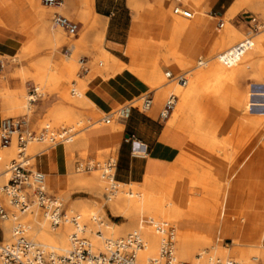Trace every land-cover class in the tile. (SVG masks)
Here are the masks:
<instances>
[{
  "label": "rangeland",
  "instance_id": "obj_1",
  "mask_svg": "<svg viewBox=\"0 0 264 264\" xmlns=\"http://www.w3.org/2000/svg\"><path fill=\"white\" fill-rule=\"evenodd\" d=\"M25 1L27 3H30L29 0H25ZM32 1H34L35 3L37 2L39 9H43L48 13H46L45 18L43 19L37 18V15L33 11L34 9L30 8L27 11V14L25 15L27 17L25 23L20 27L22 32L27 37L25 44L21 46V48L14 57L9 58V57L0 56V62L3 65L2 72L0 74V82H1L0 84L2 85V88H7L9 90H17L18 88L21 87L24 92L23 108L9 109L1 105L3 112L2 120L5 118L25 117L27 119L28 130L32 132H38L39 130L45 127L53 131H57L64 126L73 127L76 129H83L76 136L74 142L65 145L66 151L69 152L68 160L71 163H73L75 160L73 155L74 151L78 153V157L80 159L86 161V163H89L92 166H95L96 164H102L106 162L108 159L115 160L116 157L113 147L96 149L93 153H91L89 149L86 147V145L83 144V142L84 141L87 142L88 134L90 133V131L87 130L91 129L92 127H94L93 129L96 130L101 128H110L116 132L121 131L123 129V125L121 128L118 129H116L115 127H117L116 123L117 122L122 123L123 119H120L121 121H118L117 119L118 115L113 116L114 115L113 114L110 115V121L108 123H104L103 119L107 117L108 113L106 114L99 113L95 109V107H91L89 109L87 108L78 109L79 110L78 113L80 115L79 120H81L79 125H73L74 123L68 122L65 118H61V120L57 124L50 123L49 126L45 125L49 121L48 111L42 117L35 119L34 112L36 109V105L38 103L41 102L43 104H47L52 100H56L57 103L53 105H57V104H62L63 100H61L60 98L57 99L49 98L45 94V87L34 82L33 78H31L30 75H27L28 77L24 78V80L20 78L18 79L16 78L14 72L20 64L18 62L20 55L26 54L31 57H43V56L50 57V63H51L50 65L51 68H53V70L50 71L49 74L57 78L59 77L60 79L56 91H58V93L68 95V97L71 100H78L76 90L79 86V83H83L87 90V82H89L93 78L97 76L101 78H108L124 70H127L138 79L140 68H145L147 69V71H149L154 67L155 62H157L159 65V71L161 70L160 72L162 73L164 84L169 85L170 83H175V82H169L163 75V72H171L173 75L192 72V70L195 69L197 62L199 60L206 61L213 56L216 57L219 53L229 48L230 45L233 46L234 44L241 41L240 40L238 42H235L233 43V45L229 44L228 45L229 47L227 45L221 47L217 49L214 53L211 52L213 44L219 40L221 35L224 33V30L228 26L242 33L243 39L245 37L247 38L264 37V5L260 6L259 9H255L249 5H242L239 11L232 18H226L225 16L219 18L216 17L214 14H212V16L215 17L213 20L214 22L213 33L215 36H208V38L200 44L195 54L191 53L190 55L192 47L196 45V36H198L197 34L199 33V29L197 27L195 31H193L192 33L181 35L179 38L178 49L184 53L185 60L175 64L173 63L172 65L174 66L175 69L171 70L163 60L166 54L168 53V46L165 45L167 44L168 27L167 24L165 23L166 16L163 14V12L164 10H168V9L170 11L173 10V8L176 6L175 0H141L145 5L142 7L140 11L142 16L139 21L133 17V10L130 6L129 9L127 5V0H109L110 2L116 1L120 4H126L127 12L130 17V28L127 31V35L124 37L125 39L124 43L120 46H116L115 50L108 52L112 56L126 63L127 68L123 69L122 71H114L111 69H109V71H106L103 69V66L100 65L101 56L98 48V41L95 37V30H94L95 21L91 10L92 0H90V2H88L87 0H81V4L83 5L84 8L80 10L74 8L72 3H70L68 0H62V4H61L62 6L66 2L67 9H60V10L59 8L51 9L50 7H46V6L42 7L41 0H32ZM156 1L158 4L157 6H156ZM199 4L200 5L197 6L196 10L194 11L189 9L186 5H182V6L185 9L192 11L195 19L203 11L201 7L203 2ZM55 13H59L65 18L75 23L82 24V26L85 29V32L87 33L83 34V36L82 35L78 36V32H77L76 36L71 37L68 36L63 30L53 28L51 24V19ZM206 13L209 15L208 10H206ZM246 15H251V17L246 19L247 21H250V19L254 17L256 18V23L255 26L252 23H250V25H248V29L246 30V32H242L236 28V25H238L236 21L237 20L240 21L241 17H245ZM205 20L209 22V20L211 19L209 17H205ZM4 24L5 22L0 16V25H4ZM253 27L257 28L256 33L252 32ZM47 30L50 31L51 33L56 32V34L59 35L57 37L61 38L63 40V43L60 46H57L54 40L52 41L44 40L45 39L44 36H47L46 34ZM89 32L93 34V38L90 41L86 40L85 37L86 34H88ZM132 34H134V36H132ZM131 37H133L134 39L133 40L134 44L132 45L129 42ZM135 42L137 44H135ZM101 45L103 48V43ZM161 45H163V47H161ZM67 50L69 51L68 53ZM169 52L171 54L176 53L171 44L169 46ZM243 65H245V61L240 62L237 65L238 67L237 69H240L241 67H243ZM9 66H13V71L11 73H8ZM65 67L71 68L72 75H68V73L65 71ZM101 75H104V77H102ZM9 78L13 79L16 82L15 86L13 87L8 86ZM186 79L188 80V77H186ZM142 82L146 84V80ZM254 85H257L259 87H253ZM32 88H35L37 90L36 98H38V101L36 102V104L30 107L28 104V97H29V92L31 91ZM148 88L149 91L147 93L150 92L153 95V92H151V88L149 86ZM225 89L227 90L228 94L232 96V98L230 99V103L232 105L238 99L239 100L241 99L243 101L261 99V97L264 95V63H262L261 66L253 72L251 71L245 74H239L236 81H234L231 84L225 85ZM170 92H173L175 95H177L173 89H168L165 99L167 98ZM222 96L223 94L220 93L214 96V98H208L205 95L203 96L200 94L197 98V105L200 108V112L202 113V115H204L206 122L217 120L223 116H226L227 122L234 120L238 126L234 128L230 133H228L227 131L228 129L217 130V127L215 128V126L208 125V129L203 130V128H201L200 133L204 137L212 136V135L215 136L216 141L218 143V147L214 149V153L216 156L222 157L224 154H225L224 156L231 155L233 157L238 156L239 158L244 156L245 158L244 157L242 158L243 159L242 166L244 165L243 167H246L244 169H248V176L244 178H238L237 175L238 173H233L231 176L228 177V180L227 178H225L227 181V182L225 181L224 183V186L226 184L225 186L226 193L225 196L222 195L220 196L218 193L207 194L202 187L194 183L195 180L192 175L187 177L183 175L185 177V178L183 177V179L186 185L184 190V195L187 196V198H191V199L196 198L197 200L198 199L203 200L202 202L205 203L204 205L208 203L207 204L208 206L206 205L207 211L205 209V206L201 208L202 210L201 209H198V211L193 210L194 214L192 210L190 211L189 209H187V212L189 213H188V217L185 219L186 223H182L181 221L180 222H167V221L157 222L156 220L150 221L148 220L147 216L144 215V216H136L133 226L129 230H127L128 228L127 219L120 217L119 214L115 212L109 211V209L106 207L105 204H103L102 207H100L99 204L102 202L101 197L96 195L89 186H86L78 182V179L85 178L86 180L90 178L95 172H97L98 174L97 177L101 184V191L104 192L105 183L100 178V172L98 168L85 172L83 169L85 165H82V169L80 171H76L75 168L71 166L66 176L65 185L57 189H54L48 183L47 181L48 177L46 176L48 194L54 197L55 199H57L62 204L63 210L70 217L79 213L76 210H74L72 213L68 212V208L70 204H82L85 207L88 217L93 214L94 217H97L96 219L98 221L95 219L93 220V222H90L89 220L88 221L82 220L83 222L81 223L80 220V224L82 226L83 224L86 226V227L84 226V228L86 229L84 231V236L87 238V240H89V242H92L91 238L93 237L92 233H90L88 230L89 224L92 225L91 227L92 231L93 232L98 231L97 234L101 235V237H104L105 239L107 238V239L115 240V239L124 238L127 234L131 233L132 231L138 230L137 229L138 223L140 220H143L144 225L148 224L149 226L153 227L156 231L157 229H159L156 227L158 225L163 226L162 228L163 230H165L168 227H171L174 231L175 236L178 231H187L189 233H195L196 231L202 232V229L206 227L213 228L214 235L211 237L210 244L202 245L201 247H199L197 251L193 252L192 258L177 261L180 264H194L196 262L195 260L196 258L199 259V262H202V260L205 259V255H210L212 258L214 257V258H220L222 260H227V258L230 259L228 255H230L234 251L249 252L252 249H258L259 247H264V155L260 156V152H259L261 146L262 147L264 146V138L261 137L258 144L253 146V144L249 142L248 133L250 131H245L242 128V125H244L246 122L251 121V119L257 120L264 118V108H253L251 111H248L246 107L247 104L244 103L242 110L239 112H235L234 109L232 110L231 108L228 107L227 108L224 107L221 109L218 106L217 101L221 99ZM164 101L161 107H159V112L164 104ZM201 103H203L204 105L201 106ZM134 104L135 106L138 105V103H134ZM154 105L155 104L153 98L152 106ZM124 106H129V105H124ZM124 106H120L116 108L111 113L120 110ZM202 107L208 108L207 110L209 111V113L205 114ZM168 120L169 119L164 121L166 128L171 132V139L175 132H177L178 135L182 134L184 137V143L180 150V153L182 149H184L185 147H188L189 149H193L194 145L191 142L189 143V138L185 136L183 133L172 129L168 124ZM189 121H191V119H189ZM237 129H240L241 131L242 130L245 131L246 137H245L244 146L240 144L241 141L243 142V140H241L243 136H241L239 133L234 135ZM262 136H264V130ZM13 141L15 143V140ZM53 149H54L53 147L48 148L45 143H37V144L34 143V144H29L27 149V154L32 158H38L40 155H46L49 151ZM246 149H248L249 151L251 150L250 153H248V155L245 153ZM255 149L258 150L256 153H255ZM253 155L255 156V159L252 158ZM11 159L8 160L0 159V171L4 169L5 163H10ZM31 159L29 161V164L32 166L34 165V168L36 169L37 163ZM177 168H179V166ZM93 170H97V171H93ZM173 170H175L174 163L170 165L166 174ZM201 171L202 169L199 166L195 168V172L200 174ZM165 177L166 175L162 177H157V178L152 177V178H154V180L156 181H160ZM117 187L118 189L116 191L122 189L119 186ZM133 187H136L139 193L142 192L141 194H143L144 191H146L152 195L156 193L158 196H162L161 193H158L154 189L145 190L144 180L141 184H129L124 189V191L127 193L129 191L132 192ZM155 189H157V187ZM234 199H236L235 202ZM214 201L217 202L216 205H213ZM218 204L219 205L221 204L222 206H219L220 207L219 208ZM215 208H219V211L218 209ZM204 209L206 212L203 211ZM220 209H221V214L219 216ZM12 211L13 213H15L13 209ZM208 211L211 212V215L217 216L218 219L214 220L212 216L209 215ZM245 211H251L249 215V220L243 219ZM190 212H191V216L194 215L193 218L190 216ZM227 218H229V220H227ZM225 219L227 220L228 226L231 229L246 230L250 228H256L258 229V233H251L249 237L243 239L242 238L238 239L237 235L233 233L231 234L222 233L215 235L216 232L214 231L215 228H219V226L222 224V221H224ZM230 220H232L231 224H230L231 222ZM103 224L114 225L116 229L121 230L123 232H121L116 236L108 237L103 232L104 229ZM47 227H49L48 224ZM70 229L72 228L71 225L69 224V230ZM139 232L141 233V231ZM158 234L160 235V232ZM26 235L29 239H31L35 243L42 244L40 243V241L36 240L35 238L32 239L30 237L31 235L29 236V233H27ZM160 239H161V235L159 236V240ZM231 239H235L237 243L235 245H231L229 241ZM55 250L60 253H63V251H60L61 250L60 248H56ZM176 251H177V239L175 238V256L177 257ZM198 256L200 257L198 258Z\"/></svg>",
  "mask_w": 264,
  "mask_h": 264
},
{
  "label": "bare ground",
  "instance_id": "obj_2",
  "mask_svg": "<svg viewBox=\"0 0 264 264\" xmlns=\"http://www.w3.org/2000/svg\"><path fill=\"white\" fill-rule=\"evenodd\" d=\"M29 1L30 3H28V5L30 6V8L34 9L33 11L37 15V18H45L46 13L48 12L44 11L43 9H39L37 2L35 3L32 0ZM87 1L90 2V0ZM180 2L182 5H186L192 11L196 10V7L200 5L199 3L203 2V4L201 5L203 11L195 19H194V15L191 19H185L180 16H175L173 14V10L171 11L169 9L164 10L163 14L166 16L165 23L167 24L168 27L167 44H165L168 46V53L166 54L163 60L171 70L175 69L174 66L172 65L173 63L175 64L185 60L184 53L178 49L180 36L183 34L192 33L198 27L199 33L197 34L198 36H196V45H194L191 49L190 52L191 55L193 50L201 44V40L205 36L206 28L208 26V22L205 20V17H209L205 9L207 0H181ZM129 5L133 10V17L139 21L142 16L140 11L145 4H143L141 0H129ZM157 5L158 4L156 1V6ZM242 5H249L255 9H259L260 6L264 5V0H234V3L226 12L225 17L232 18L239 11ZM50 8L52 9L53 7ZM57 8H59V10L67 9V3L65 2V4L62 5L61 7L59 6L53 9H57ZM46 32H47L46 33L47 36H44L45 38L44 40H49V41L54 40L57 46H60L63 43V40L57 37L59 35H57L56 32L51 33L48 30ZM97 36H99L98 48L101 56L100 65L103 66V69L106 71H109V69L114 71H122L123 69L127 68L126 63L112 56L102 48L101 44H102L103 34L101 32H98ZM251 39L253 43L251 50L247 52L240 60V62L245 61V65H243V67L237 69L238 68L237 65L240 62L231 67H225L218 61L217 56L216 57L213 56L206 61H202L201 64L202 67L196 65L195 69L192 70V72L186 73V77H188V80L186 79V84L184 86H180L177 83H170L169 85L164 84V79L162 73L160 72L161 70L159 71V65L157 62H155L154 67L149 71H147V69L145 68H140L138 80L140 81L146 80V85L149 86L151 88V92H153L155 106L161 107L167 95L168 89H173L176 92L177 101L175 103L174 109L172 110L170 116L168 117L169 119L168 124L175 131L181 132L185 136H187L189 138V143L190 142L193 143L194 148L189 149L188 147H185L184 149H182L181 153L174 162L175 170L167 173L164 179L160 181H156L151 176H146L144 178L145 190L154 189L158 193H161L162 196H158L156 193L152 195L146 191H144V193L141 194L142 192L139 193L136 187H133L132 192L129 191L127 193L124 191V189L128 185L120 184V183H116V185L122 188L121 190L115 191L113 195H105V193L101 191V184L98 180L97 172H95L90 178L86 180L85 178L78 179V182L86 186H89L96 195L101 197L102 202L99 204L100 207H102V205L105 204L106 207L109 209V211L115 212L119 214L120 217H123L128 220L127 230H129L133 226L136 216L145 215L147 216L148 220L150 221L156 220L157 222L181 221L182 223H186L185 219L188 217V213H189L187 212V209H189L190 211L192 210V212L193 210L198 211V209L203 208V206H205L206 209V205L208 203L204 205L205 203L202 202L203 200H199V199L197 200L196 198L194 199L187 198V196L184 195V190L186 185L183 179L184 177L183 175H185L186 177L192 175L195 180L194 183L202 187L207 194H209L210 192H214V193H218L220 196L221 195L225 196L226 193V188H225L226 184L225 186L223 184L226 181L225 178H227L228 180V177L231 176L233 173H238L237 174L238 178H244L248 176V169H244L246 167H243L244 165L242 166L243 163L242 158L244 156L240 158L238 156L233 157L231 155L218 157L214 153V149L218 147V143L216 141L215 136L212 135V136L204 137L203 135H201L200 129L204 127L206 119L204 115H202V113L200 112V108L197 105V98L200 94L203 96L205 95L208 98H214V96H216L217 94L222 93L223 94L222 98L217 101L218 102L217 104L221 109L224 107L226 108L228 107L231 108L232 110L234 109L235 112H239L242 110L244 103L247 104L246 107L248 111H251L253 108H264V95L259 100L254 99L251 101H245V100L243 101L241 99L240 100L238 99L232 105L230 103V99L232 98V96L228 94L227 90L225 89V85L231 84L234 81H236L239 74H245L251 71L253 72L257 70L262 63H264V37H256V38L252 37ZM240 40H243V34L228 26L224 30V33L221 35L219 40L213 44L211 52L214 53L217 49L224 47L226 45L228 46L229 44L233 45V43L238 42ZM129 42L131 45L134 44L133 39H130ZM135 44L137 43L135 42ZM170 44L173 46L176 53L171 54L169 52ZM161 47H163V45H161ZM231 47L232 46L230 45V47L227 48L226 50H229ZM18 62L20 64L14 72L17 79L20 78L24 80V78L28 77L27 75H30V77L33 78L34 82L45 87V94L49 98L52 99L60 98L61 100H63L62 104L52 105L48 109L49 121L45 125L49 126L50 123L57 124L61 120V118H65L68 122L74 123L73 125H79L81 120H79L80 115L78 113L79 111L78 109L81 108L89 109L91 107H94V105L86 97L87 90L83 83H79V86L76 90L78 100H71L68 97V95L58 93V91H56L60 79L59 77L57 78L49 74V72L53 70V68H51L50 65L51 64L50 57L48 56L31 57L29 55L24 54L19 56ZM65 71L68 73V75H72L71 68L65 67ZM164 74L165 72H163V75ZM101 76L104 77V75ZM23 94L24 92L21 87L18 88L17 90H9L7 88L1 87L0 88L1 105L9 109L23 108L24 106ZM116 115L117 114H114L113 116ZM117 119L118 121H121L118 116ZM189 119H191V121H189ZM226 119H227L226 116H223L217 120L208 122L209 123L208 125L215 126V128L217 127V130H222V129L224 130L225 127L228 125V127L226 128H229V133H230L238 125L234 120L227 122ZM122 123L117 122L116 123L117 127L115 128L116 129L121 128ZM25 125L28 129L26 118H25ZM93 128L94 127H92L91 129ZM242 128L245 131H250L248 133L249 142H251L253 146L258 144L261 137L264 138V136H262L264 130V118L257 120L251 119V121L246 122L244 125H242ZM250 151L246 149L245 153L248 155ZM259 152H260V156L264 155V146L263 147L261 146ZM44 157L45 155H40L38 158H32L31 160L37 163L42 161ZM15 158H16V145L14 141L11 142L10 146L6 148H0V159L3 160L11 159L10 161H12ZM252 158L255 159V156L253 155ZM8 165L9 163H5L4 169L0 171L2 172L0 174V205L9 214L8 220L0 221V227L3 230V235H2L3 244H9L14 241V236L11 230L13 226L11 217L15 213H13L12 211L13 208L10 207L7 198L3 195L1 191V187L7 182L9 178V175L6 172ZM178 166L179 168H177ZM198 166L202 169L200 174L195 172V168ZM93 171H97V170H93ZM156 187L157 189H155ZM214 202L213 205H216L217 202H215V204ZM219 206L222 205L218 204V207ZM219 208H215V209H218L219 211ZM205 209L203 211H205ZM38 210L39 209L36 208V206H33L29 214L25 216L24 215L20 216L21 221L27 224L28 226L27 233H29V236L31 235L30 237L32 239L35 238L36 240L40 241V243L42 244L39 245L43 247L50 248L53 250H55L56 248H60L61 249L60 251L63 252L68 251L69 235L71 233L70 231H72V229L69 230V224H70L69 219L71 217L68 216L67 213H65V221L62 222L60 226L54 231L51 230L50 227H47L48 223L46 222L43 215H41V213L39 214ZM74 210L79 212L76 214V216L80 218L81 223L83 221H88V220L90 222H93V220L97 218L94 217V214L88 217L85 207L82 204H70L68 208V212L72 213ZM209 211H208L209 215L212 216L214 220L218 219L217 216L211 215V212ZM220 214H221V209L219 212V216ZM190 216H191V212H190ZM193 216L191 217L193 218ZM83 226L85 225L83 224ZM103 226H104L103 232L108 237L116 236L121 232H123L121 230L116 229L114 225L103 224ZM91 227L92 225L89 224L88 230L93 235V237L91 238L92 242L90 243L95 251L101 252L103 251L105 241L112 239H107V238L105 239L104 237H101V235L97 234L98 231L93 232ZM137 229L141 231V236L145 242L144 249L139 251L137 254V260L139 264H145L149 259L157 257L159 244L161 241V239L159 240L160 235L158 234L159 233L158 230L160 229L156 231L153 227L149 226L148 224L144 225L143 220L139 221ZM203 229L202 232L196 231L195 233H189L187 231H178L176 236L174 234V249H175V238L177 239V251H176L177 261L192 258L193 252L197 251L199 247H201L202 245L210 244L211 237L214 235L213 228L206 227ZM214 231H216L215 235L222 233L231 234V229L228 226V222L226 219L222 221V224L219 226V228H215ZM229 241L231 245H235L237 243L235 239H231ZM228 257H230V259L229 258L227 259L231 260L233 264H264V247H259L258 249H252L249 252L234 251L230 255H228ZM195 260L199 261V259L197 258Z\"/></svg>",
  "mask_w": 264,
  "mask_h": 264
},
{
  "label": "crops",
  "instance_id": "obj_3",
  "mask_svg": "<svg viewBox=\"0 0 264 264\" xmlns=\"http://www.w3.org/2000/svg\"><path fill=\"white\" fill-rule=\"evenodd\" d=\"M68 1L72 3L74 8L79 10L84 8L81 0ZM233 3L234 0H207L206 10H208L211 20L208 22V28H206V33L201 43L208 36H215L213 33V20L215 17L212 14L219 18L225 16ZM127 5L128 7L130 6L129 0H127ZM29 9L30 6L25 0H0V16L5 22L4 25H0L1 57H14L21 46L25 44L27 37L20 27L25 23L27 19L25 15ZM91 10L95 21V37L98 41L99 36H96L97 33L101 32L103 34L102 43L104 50L111 52L115 50L116 46L122 45L125 40L124 37L130 28V17L126 4H120L116 1L110 2L109 0H92ZM249 17L251 15L241 17L240 21L237 20L238 25H236V28L242 32H246L248 25H250V22L246 20ZM77 24L79 25L78 36H83V34L87 33L82 24ZM85 37L86 40L90 41L93 38V34L89 32ZM130 39H133V37ZM199 46L193 50L192 54H195ZM12 71L13 66H9L8 73ZM1 72L2 69H0V74ZM15 85L16 82L9 78L8 86L13 87ZM1 87L2 85L0 84ZM253 87L259 86L254 85ZM148 91L149 88L144 82L138 80L127 70H124L108 78L97 76L87 82L86 97L99 113L110 114L120 106L130 105ZM37 101L38 98H36L35 102L29 104V106H33ZM55 103H57L56 100H52L47 104L38 103L34 112L35 119L45 115L48 109ZM202 105L204 104L201 103ZM202 109L205 114L209 113L208 108L202 107ZM2 115L0 100V122ZM208 124V122H205L203 130L208 129ZM122 125L123 129L117 132L110 128L89 129L87 130L90 131L87 142L84 141L83 144L86 145L91 153L96 149L105 147L114 148L116 157L114 179L117 183L126 185L141 184L146 176L155 178L165 176L170 165L179 156L184 143L183 135H178L175 132L171 139V132L166 128L165 121L159 118V107L155 105L146 112L130 108L123 119ZM226 127L225 129H228L229 133V128ZM237 133L243 136L241 139L243 142L241 141L240 144L244 146L245 131L237 129L234 135ZM130 136H133L134 139H129ZM53 148V150L45 155L42 161L37 162L36 169L44 173L48 177V183L54 189H57L65 185L66 176L71 166L76 170L77 166L86 165L87 163L78 157L76 151L73 152L75 160L71 163L68 160L69 152L66 151L65 145H58ZM257 151L255 149V153ZM210 193L213 194L214 192ZM250 213L251 211H245L243 219L249 220ZM230 221L231 224L232 220ZM231 233L236 234L238 239H243L249 237L251 233H258V229H231Z\"/></svg>",
  "mask_w": 264,
  "mask_h": 264
},
{
  "label": "built area",
  "instance_id": "obj_4",
  "mask_svg": "<svg viewBox=\"0 0 264 264\" xmlns=\"http://www.w3.org/2000/svg\"><path fill=\"white\" fill-rule=\"evenodd\" d=\"M41 3L43 6L55 8L61 6L62 0H41ZM173 14L185 19L193 17V12L185 9L179 0H176ZM249 22L255 26L256 18H251ZM51 24L53 28L63 30L71 37L76 36L79 29L77 23L59 13L52 16ZM252 32L256 33L257 28L253 27ZM252 46V39L245 38L229 50L219 53L217 59L223 66L231 67L239 63L243 56L251 50ZM201 64L202 61L197 62L198 66H201ZM2 68L3 65L0 62V69ZM164 76L169 82H175L180 86L186 84V73L173 75L171 72H165ZM36 95L37 90L32 88L29 92L28 104L36 101ZM176 101L177 96L170 92L159 112L160 119H168ZM134 103H138V105L135 106ZM152 104L153 96L149 92L129 106H124L120 110L108 114L103 122L108 123L110 115L113 114H117L120 119H124L130 108H136L142 112L149 111ZM82 130L64 126L57 131L45 127L38 132H32L27 129L24 117L1 120L0 148L10 146L11 142L15 140L16 158L10 161L7 166L6 172L9 178L1 187L3 195L7 198L15 214L11 217L13 223L11 230L14 236L12 243H2L3 230L0 227V264H139L137 254L144 249V242L138 230L132 231L124 238L106 240L103 251L98 252L94 250L89 240L84 236L85 228L80 225V218L73 215L69 219L72 228L69 235V250L61 254L53 249L34 243L26 235L28 226L21 221L20 216L29 214L33 206L39 209L51 230L57 229L65 221V211L61 203L48 194L46 175L29 164L32 158L27 154L29 144L45 143L48 148L71 144ZM129 139L133 140L134 137L130 136ZM115 167V160L108 159L106 162L95 166L87 163L83 169L88 172L98 168L100 178L105 183V195H113L118 189L117 182L114 179ZM81 169L82 166L76 168L77 171ZM8 219L9 214L0 205V221ZM156 227L160 229L156 228L161 235L158 254L157 257L149 259L145 264H180L175 256L173 229L168 227L162 230L163 226L161 225ZM194 264H233V262L228 259L222 260L205 255L202 262L196 261Z\"/></svg>",
  "mask_w": 264,
  "mask_h": 264
}]
</instances>
